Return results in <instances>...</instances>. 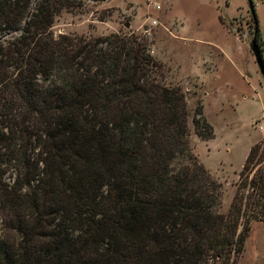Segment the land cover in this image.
<instances>
[{"label": "trees", "instance_id": "obj_1", "mask_svg": "<svg viewBox=\"0 0 264 264\" xmlns=\"http://www.w3.org/2000/svg\"><path fill=\"white\" fill-rule=\"evenodd\" d=\"M80 7L0 0V264H235L264 222V140L217 212L185 96L147 42L52 37V16ZM190 122L212 137L199 102Z\"/></svg>", "mask_w": 264, "mask_h": 264}, {"label": "rangeland", "instance_id": "obj_2", "mask_svg": "<svg viewBox=\"0 0 264 264\" xmlns=\"http://www.w3.org/2000/svg\"><path fill=\"white\" fill-rule=\"evenodd\" d=\"M79 1L78 10L52 16V37L131 32L147 42L149 54L161 64L162 83L177 85L185 96L188 150L217 184L216 210L225 212L248 149L264 140V77L249 49L253 24L246 1ZM251 4L258 30L254 39L264 61V0ZM196 102L212 129L208 139L192 130ZM235 264H264V222H250Z\"/></svg>", "mask_w": 264, "mask_h": 264}, {"label": "water", "instance_id": "obj_3", "mask_svg": "<svg viewBox=\"0 0 264 264\" xmlns=\"http://www.w3.org/2000/svg\"><path fill=\"white\" fill-rule=\"evenodd\" d=\"M247 4V10L250 14V18L252 19L253 26H256L255 18H254V12H253V6L251 4V0H245ZM223 19L227 22L229 26H231L229 20L225 15H222ZM127 26V25H126ZM254 33H255V27L253 28V37L250 39L249 43V49L253 56L254 62L257 66L258 72L264 77V65L263 60L261 58L259 47L257 46L255 39H254Z\"/></svg>", "mask_w": 264, "mask_h": 264}, {"label": "built area", "instance_id": "obj_4", "mask_svg": "<svg viewBox=\"0 0 264 264\" xmlns=\"http://www.w3.org/2000/svg\"><path fill=\"white\" fill-rule=\"evenodd\" d=\"M154 8L157 9L158 6H154ZM154 24H155V21L151 20L150 25H154ZM145 32H146V29L143 30V33H145Z\"/></svg>", "mask_w": 264, "mask_h": 264}]
</instances>
